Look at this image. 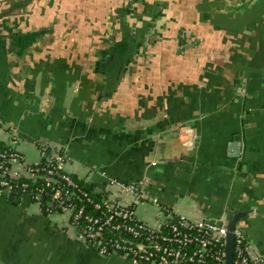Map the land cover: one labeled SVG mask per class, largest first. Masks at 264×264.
<instances>
[{"label":"crops","instance_id":"obj_1","mask_svg":"<svg viewBox=\"0 0 264 264\" xmlns=\"http://www.w3.org/2000/svg\"><path fill=\"white\" fill-rule=\"evenodd\" d=\"M133 1L0 0V141L16 131L29 163L38 141L64 149L98 186L144 181L135 211L150 224L153 199L240 215L264 263V0ZM67 223L0 194V264H139L97 255Z\"/></svg>","mask_w":264,"mask_h":264},{"label":"built area","instance_id":"obj_2","mask_svg":"<svg viewBox=\"0 0 264 264\" xmlns=\"http://www.w3.org/2000/svg\"><path fill=\"white\" fill-rule=\"evenodd\" d=\"M7 140L5 143L11 150L0 153V194L14 187L24 193L27 191V183L13 185L10 183L13 179L24 177L31 184L41 180L43 186L36 187L33 200L40 206L42 193H49L57 210L47 209V214L64 215L80 242L97 255L124 256L139 264H224L227 229L223 219L213 222L206 218L178 215L159 206L153 199L156 218L155 223L150 224L137 217L135 211L137 202L143 199L144 181L135 184L110 180L107 182L109 185H95L92 192L103 193L101 201L95 202L88 193L81 192L85 203L78 205L70 201V196L78 188L71 175L92 182L89 176L99 172L96 167H90L86 177L77 175L69 169L74 160L66 151L50 150L45 141H38L36 145L41 152V160L46 155L47 162L29 163L14 147L18 140L17 132H10ZM186 145L190 148L192 142ZM2 176L11 181L2 179ZM109 186L114 187V192ZM44 188H49V192ZM84 205H90L91 210L86 211ZM107 233H115V236L110 237ZM132 236L134 240L121 241V238ZM233 264H264L238 226L234 228Z\"/></svg>","mask_w":264,"mask_h":264},{"label":"trees","instance_id":"obj_3","mask_svg":"<svg viewBox=\"0 0 264 264\" xmlns=\"http://www.w3.org/2000/svg\"><path fill=\"white\" fill-rule=\"evenodd\" d=\"M10 145L5 143V142H2L0 141V153H3V152H9L11 150V148L9 147ZM49 153V151L47 152V154ZM0 160H2V158L0 157ZM47 162V158H46V155L44 157H42V160H41V164H44ZM3 165H5V162L3 163ZM72 178L75 180V182L77 183V189L74 190V193L70 196V201L72 202H76L78 205L82 204V203H85V200L81 194V192H86L88 193V195L91 197V199L93 201H101L102 197H103V193H93V188L95 187V183L93 182H88V181H84L82 179H78V177L75 175V174H72L71 175ZM2 179H7L9 181H11V179H8L7 176H2L1 177ZM22 182H25L28 184V187L26 188V192H25V196H28L29 198L33 199L32 197H34V195L36 194L37 190H36V187H42L43 186V182L41 180L37 181V183L35 184H31L29 182V180H27L26 178L24 177H21L17 180H12L10 183H12L13 185L17 184V183H22ZM45 189V192L48 191L49 192V188H44ZM18 190V187H14V188H11V192L13 193H16V191ZM7 194V193H5ZM85 206V210L86 211H90L91 210V207L90 205H84ZM40 208H41V211L44 213V214H47L48 212L47 209H51V210H57V208L55 209L54 207V203L51 201V197H50V194L48 193H42L41 197H40ZM108 236L110 237H114L115 236V233H107ZM127 237H130V236H127ZM129 239L131 240H134V237L132 236L131 238H121V241L124 242H129ZM136 240V239H135ZM109 253V252H108Z\"/></svg>","mask_w":264,"mask_h":264},{"label":"water","instance_id":"obj_4","mask_svg":"<svg viewBox=\"0 0 264 264\" xmlns=\"http://www.w3.org/2000/svg\"><path fill=\"white\" fill-rule=\"evenodd\" d=\"M14 1L16 2L18 0H7L8 3H13ZM137 1H140V0H137ZM150 10L153 12V9H150ZM184 126H186V124L175 125V126H173L172 130H170V131L167 130L164 133H162L160 143L169 140L170 135H172V136L177 135V133H179L180 128L184 127ZM195 145H197V142L194 143L193 149L195 148ZM192 150L187 153L188 156H190L191 153L194 151V150L193 151ZM24 196H25V193L22 192L21 189H18L16 191V193H13L11 191H7V199L9 201L18 202L19 198L24 197ZM239 217H240V215H234L233 216L230 214V215H227L225 219H223L224 224H225L226 229H227L226 236H225V250H226V252H225L224 264H233L234 228L238 224Z\"/></svg>","mask_w":264,"mask_h":264},{"label":"flooded vegetation","instance_id":"obj_5","mask_svg":"<svg viewBox=\"0 0 264 264\" xmlns=\"http://www.w3.org/2000/svg\"><path fill=\"white\" fill-rule=\"evenodd\" d=\"M133 2H138L137 0H134ZM137 6H135V7H132V9H130L129 11L131 12V13H134L135 12V8H136ZM137 13V12H136Z\"/></svg>","mask_w":264,"mask_h":264}]
</instances>
